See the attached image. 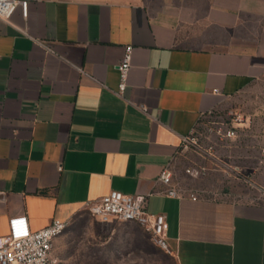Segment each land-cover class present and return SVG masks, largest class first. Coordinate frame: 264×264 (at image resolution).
Here are the masks:
<instances>
[{"label": "crops", "instance_id": "obj_1", "mask_svg": "<svg viewBox=\"0 0 264 264\" xmlns=\"http://www.w3.org/2000/svg\"><path fill=\"white\" fill-rule=\"evenodd\" d=\"M263 78L264 0H33L0 19V238L117 191L165 217L176 264H264L263 205L169 198L158 180L201 118Z\"/></svg>", "mask_w": 264, "mask_h": 264}, {"label": "rangeland", "instance_id": "obj_2", "mask_svg": "<svg viewBox=\"0 0 264 264\" xmlns=\"http://www.w3.org/2000/svg\"><path fill=\"white\" fill-rule=\"evenodd\" d=\"M227 112L241 118V123L233 138L219 140L214 130ZM190 137L192 144L182 148L169 166L176 188L264 206V78L227 109L200 120ZM187 168L200 173L191 177L185 173ZM53 253L57 264H176L139 225L103 224L85 209L56 240Z\"/></svg>", "mask_w": 264, "mask_h": 264}, {"label": "built area", "instance_id": "obj_3", "mask_svg": "<svg viewBox=\"0 0 264 264\" xmlns=\"http://www.w3.org/2000/svg\"><path fill=\"white\" fill-rule=\"evenodd\" d=\"M30 1L33 0H0V19L9 21L17 10L25 18ZM131 55L132 46H126L123 50L122 58L116 66L119 77L116 93L119 96L124 92L127 85ZM141 109L144 111L143 108ZM216 112H209L203 118ZM234 115L232 112H227L225 114L226 118L218 123L214 134L219 140L234 137L236 128L241 123V118ZM208 131L211 132L212 129H208ZM192 133L182 139L178 152L192 144L190 137ZM185 173L191 177H196L200 171L195 168H187ZM158 180L166 187L165 195L169 198L182 199L188 197L196 200L198 197V194L194 192L182 190L173 185L169 166L161 171ZM147 197L110 191L100 199L88 202L84 209L103 224L118 221L139 225L153 237L160 248L169 252L166 244L167 228L165 217L161 214H153L147 211ZM69 225V221L52 220L46 227L31 231L27 226L26 218L10 219L9 234L0 238V264H57V259L53 253L54 244Z\"/></svg>", "mask_w": 264, "mask_h": 264}]
</instances>
